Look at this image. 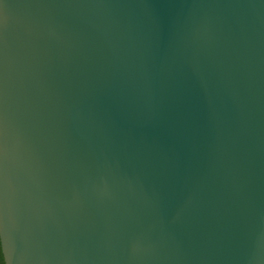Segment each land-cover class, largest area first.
I'll use <instances>...</instances> for the list:
<instances>
[{
  "label": "water",
  "instance_id": "water-1",
  "mask_svg": "<svg viewBox=\"0 0 264 264\" xmlns=\"http://www.w3.org/2000/svg\"><path fill=\"white\" fill-rule=\"evenodd\" d=\"M6 264H264V0H0Z\"/></svg>",
  "mask_w": 264,
  "mask_h": 264
},
{
  "label": "snow or ice",
  "instance_id": "snow-or-ice-1",
  "mask_svg": "<svg viewBox=\"0 0 264 264\" xmlns=\"http://www.w3.org/2000/svg\"><path fill=\"white\" fill-rule=\"evenodd\" d=\"M0 264H6L5 260L3 259L2 249H0Z\"/></svg>",
  "mask_w": 264,
  "mask_h": 264
},
{
  "label": "trees",
  "instance_id": "trees-1",
  "mask_svg": "<svg viewBox=\"0 0 264 264\" xmlns=\"http://www.w3.org/2000/svg\"><path fill=\"white\" fill-rule=\"evenodd\" d=\"M0 249H1V243H0ZM3 259H4V257H3Z\"/></svg>",
  "mask_w": 264,
  "mask_h": 264
}]
</instances>
